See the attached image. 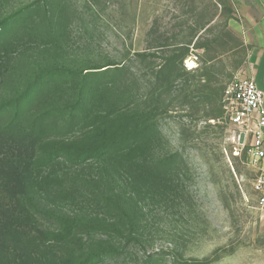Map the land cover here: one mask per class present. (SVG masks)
Returning a JSON list of instances; mask_svg holds the SVG:
<instances>
[{"label": "rangeland", "instance_id": "rangeland-1", "mask_svg": "<svg viewBox=\"0 0 264 264\" xmlns=\"http://www.w3.org/2000/svg\"><path fill=\"white\" fill-rule=\"evenodd\" d=\"M35 2L31 33L0 63V106L12 108L41 79L45 97L35 110L65 108L52 118L61 125L75 111L77 74L115 64L116 72L91 77L102 91L87 100L104 96L91 109L105 116L115 105L130 112L142 99L153 123L146 163L160 168L142 184L107 171L109 185L104 178L98 186L90 181L106 175L100 158L66 162L58 168L65 191L27 202L39 228L53 229L49 210L116 219L120 235L75 248L81 249L76 259L90 248L110 249L96 264H264L256 171L244 154L233 155L229 89L247 78L249 46L236 30L230 0H0V19ZM54 20L60 28L50 34L47 23ZM92 122L77 127L74 135L83 138L76 150L97 140L86 136ZM1 158L2 169L13 165V157ZM118 203L122 212L113 211ZM15 206L0 188V212ZM6 244L0 231L2 256Z\"/></svg>", "mask_w": 264, "mask_h": 264}, {"label": "trees", "instance_id": "trees-1", "mask_svg": "<svg viewBox=\"0 0 264 264\" xmlns=\"http://www.w3.org/2000/svg\"><path fill=\"white\" fill-rule=\"evenodd\" d=\"M37 5V2L31 3L0 19V63L7 54L19 48L25 37L31 33L30 25L34 23L33 7ZM60 23L59 20L47 23L48 32L55 34ZM111 66L115 64L94 68L103 69L100 72L77 74V77L81 76V83L80 95L73 107L75 111L73 114L69 113L72 118L70 116L61 125L53 123L52 118H59L65 108L48 107L35 110L45 97L44 88L37 85L41 83V79L12 108L0 106L1 159L14 158V162H9L13 164L10 168L0 167V188L13 195L16 202L14 210L0 212V231L8 242L1 249L3 256L0 254V264H96L110 253V249L95 251L90 248L88 253L76 259L81 249L78 251L75 248L85 246L87 241L99 237L111 239L120 235L121 230L116 227V219L108 221L87 216L65 217L49 210L48 216L54 227L47 230L39 228L35 212L27 208V202L32 201L31 197L34 195L65 191L58 174L60 165L71 160L78 164L88 156L100 158L106 175L100 180L90 181L98 186L104 178L109 185L110 176L107 171L111 170L115 175L126 176L133 183L141 184L159 171L157 164L154 166L146 163L148 156L145 152L150 145L149 133L153 123L147 119L142 99H135L127 113L123 112L126 106L118 105L112 109L113 113L105 116H99L91 109L94 103H103L105 98L102 96L97 100L92 99V95L96 97V93L101 92L102 88L92 87L91 77L119 69ZM91 92L93 93L88 101L87 96ZM157 103H154L155 108ZM90 118H93V122L86 136L91 139L96 136L97 140L89 147L76 150L75 142L83 138V135H74L79 134L77 127ZM57 127H64V130L58 131ZM98 186L99 194H105ZM118 204L113 207V211L119 209L122 212L120 203Z\"/></svg>", "mask_w": 264, "mask_h": 264}, {"label": "built area", "instance_id": "built-area-1", "mask_svg": "<svg viewBox=\"0 0 264 264\" xmlns=\"http://www.w3.org/2000/svg\"><path fill=\"white\" fill-rule=\"evenodd\" d=\"M229 123L234 128L233 155L244 154L246 164L256 171L253 190L264 212V97L252 78L232 83L229 89Z\"/></svg>", "mask_w": 264, "mask_h": 264}, {"label": "crops", "instance_id": "crops-1", "mask_svg": "<svg viewBox=\"0 0 264 264\" xmlns=\"http://www.w3.org/2000/svg\"><path fill=\"white\" fill-rule=\"evenodd\" d=\"M235 9L237 31L249 46L247 77L264 97V0H230Z\"/></svg>", "mask_w": 264, "mask_h": 264}]
</instances>
